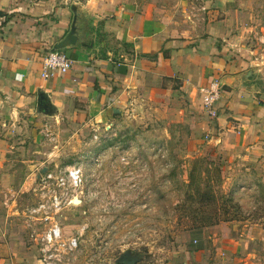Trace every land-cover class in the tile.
Here are the masks:
<instances>
[{
    "label": "crops",
    "instance_id": "1",
    "mask_svg": "<svg viewBox=\"0 0 264 264\" xmlns=\"http://www.w3.org/2000/svg\"><path fill=\"white\" fill-rule=\"evenodd\" d=\"M261 2L0 0V264H41L23 214L54 129H100L131 111L179 121L190 112L193 133H210V144L264 172V25L259 33L254 25ZM52 51L73 66L45 79ZM213 82L222 96L211 110L200 89ZM204 233L211 251L196 253L200 262L264 264L245 224Z\"/></svg>",
    "mask_w": 264,
    "mask_h": 264
},
{
    "label": "rangeland",
    "instance_id": "2",
    "mask_svg": "<svg viewBox=\"0 0 264 264\" xmlns=\"http://www.w3.org/2000/svg\"><path fill=\"white\" fill-rule=\"evenodd\" d=\"M258 7L259 33L264 0ZM188 115L131 111L100 129L44 135L47 167L84 171L82 204L62 220L81 237L75 264H206L196 254L211 251L204 232L228 223L245 224L264 247V172L193 133Z\"/></svg>",
    "mask_w": 264,
    "mask_h": 264
},
{
    "label": "built area",
    "instance_id": "3",
    "mask_svg": "<svg viewBox=\"0 0 264 264\" xmlns=\"http://www.w3.org/2000/svg\"><path fill=\"white\" fill-rule=\"evenodd\" d=\"M261 43L264 44V35ZM72 66L73 61L64 52L52 51L43 62V78L65 75ZM200 93L204 108L212 110L222 96V88L218 82H213L201 88ZM84 186V171L78 166L63 170L47 167L41 172L35 202L23 214L29 241L36 247L41 264H75L77 261L81 237L67 235L62 220L66 212L82 204Z\"/></svg>",
    "mask_w": 264,
    "mask_h": 264
},
{
    "label": "water",
    "instance_id": "4",
    "mask_svg": "<svg viewBox=\"0 0 264 264\" xmlns=\"http://www.w3.org/2000/svg\"><path fill=\"white\" fill-rule=\"evenodd\" d=\"M81 204V203H80ZM121 264H133V262H130V263H121Z\"/></svg>",
    "mask_w": 264,
    "mask_h": 264
},
{
    "label": "flooded vegetation",
    "instance_id": "5",
    "mask_svg": "<svg viewBox=\"0 0 264 264\" xmlns=\"http://www.w3.org/2000/svg\"><path fill=\"white\" fill-rule=\"evenodd\" d=\"M127 263H130V262H127Z\"/></svg>",
    "mask_w": 264,
    "mask_h": 264
}]
</instances>
